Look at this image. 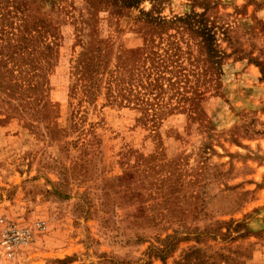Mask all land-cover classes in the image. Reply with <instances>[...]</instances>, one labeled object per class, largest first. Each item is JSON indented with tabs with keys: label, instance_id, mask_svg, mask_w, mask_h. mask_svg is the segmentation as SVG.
Returning <instances> with one entry per match:
<instances>
[{
	"label": "rangeland",
	"instance_id": "1",
	"mask_svg": "<svg viewBox=\"0 0 264 264\" xmlns=\"http://www.w3.org/2000/svg\"><path fill=\"white\" fill-rule=\"evenodd\" d=\"M0 264H264V0H0Z\"/></svg>",
	"mask_w": 264,
	"mask_h": 264
},
{
	"label": "built area",
	"instance_id": "2",
	"mask_svg": "<svg viewBox=\"0 0 264 264\" xmlns=\"http://www.w3.org/2000/svg\"><path fill=\"white\" fill-rule=\"evenodd\" d=\"M46 229V223L35 220L23 223L21 220L6 221L0 229V242L3 254L7 257L16 255L21 249L29 247L36 240V236Z\"/></svg>",
	"mask_w": 264,
	"mask_h": 264
}]
</instances>
